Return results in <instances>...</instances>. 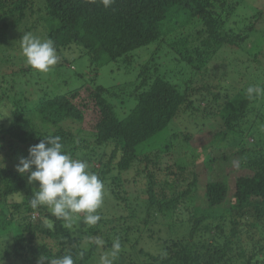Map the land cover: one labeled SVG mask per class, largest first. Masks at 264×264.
Returning <instances> with one entry per match:
<instances>
[{"label":"trees","instance_id":"obj_1","mask_svg":"<svg viewBox=\"0 0 264 264\" xmlns=\"http://www.w3.org/2000/svg\"><path fill=\"white\" fill-rule=\"evenodd\" d=\"M240 1L115 0L105 8L101 0H0V61L11 67L0 72V252L12 242L0 264H48L66 254L74 264H92L117 239L115 264H144L141 254L149 264H264V96L245 95L251 85L264 86V5L242 16ZM25 34L54 42L58 60L49 70L58 75L74 69L70 56L87 54L88 80L29 97L28 76L37 69L22 52ZM153 43L132 78L96 82L99 67L126 68L133 50ZM161 51L168 70L158 62ZM251 73L260 80L249 82ZM87 111L95 118L84 129ZM175 118L166 140H149ZM48 135L87 162L112 198L115 215L95 225L73 214L77 236L47 206L31 207L39 182L29 185L16 170L29 146ZM200 160L221 169L204 181L195 170ZM227 168L236 177L225 204ZM134 180L140 194L125 203L126 182ZM198 189L204 200L194 204ZM161 226L171 233L156 234ZM45 234L53 240L29 244ZM150 235L157 252L140 246Z\"/></svg>","mask_w":264,"mask_h":264},{"label":"clouds","instance_id":"obj_2","mask_svg":"<svg viewBox=\"0 0 264 264\" xmlns=\"http://www.w3.org/2000/svg\"><path fill=\"white\" fill-rule=\"evenodd\" d=\"M101 3L108 8L115 0H101ZM22 52L27 63L40 72L49 71L50 66L55 65L58 60L51 39L41 40L30 34L23 36ZM245 95L248 99L264 96V86L251 85ZM16 170L22 176L27 174L29 185L39 182L30 201L33 209L47 206L54 217L68 222H71L73 214L83 213L82 220L87 225H95L101 219L97 210L103 204L104 183L96 173L89 170L87 162L73 158L64 151L61 137L44 136L39 143L30 145L28 155L19 157ZM103 243V240L96 238L97 246H102ZM120 249L117 239L111 250L100 256L98 264H114ZM45 260L41 258V264ZM47 262L74 264L71 254Z\"/></svg>","mask_w":264,"mask_h":264},{"label":"rangeland","instance_id":"obj_3","mask_svg":"<svg viewBox=\"0 0 264 264\" xmlns=\"http://www.w3.org/2000/svg\"><path fill=\"white\" fill-rule=\"evenodd\" d=\"M263 0H241L240 3H238L236 11L237 13H241L240 15L244 16L245 14L248 16L251 13H253L258 9H262L263 8ZM23 29V28H22ZM154 45H156L155 43L150 44L148 46L145 47H140L137 48L135 50L132 51L133 55V60L127 63L130 64H126V68H124L123 65H121L120 63H109L106 65H103L101 67H99L97 69V78H96V82L98 84H101L103 86H112L114 84H118L120 82H124L123 80H127L133 77L134 72H137V69L141 68L143 65V61L146 60L148 57H150L152 55V51L154 50ZM7 46H9V49L13 46L10 45V42L7 43ZM9 49H7L6 51L11 52ZM161 51L160 53V57L161 59L159 60L158 58V62L161 64V68L162 70H168V65L169 64V59L168 57H163L164 53ZM241 54V52H240ZM242 55V54H241ZM154 56H156L154 54ZM244 56V55H243ZM17 58H19L18 56H16ZM1 58V57H0ZM68 61H70L71 63H73L74 65V69L71 72H62L61 75L56 74L53 70H49L47 72H40L39 70H35L34 72H31V74L28 76V78L31 80V82L29 83L28 88L26 89V94L31 97V98H38L39 96H42L44 94L47 93H53V94H57V93H62L67 91L69 88L77 86L85 81L88 80L89 78V74H91L90 69L87 68V66H89V56L87 54H83L82 56H79L78 54H74L72 56H70L68 58ZM120 67V69L118 70V68ZM10 67V63L8 62H3L2 60L0 61V72L1 71H5L8 70ZM172 77H174L175 75L171 74ZM249 76H250V81H249ZM247 78V81L249 82H254L255 79L260 80V78H254L256 76V74L254 75L253 73H251ZM180 77V76H179ZM253 77V78H252ZM73 78V79H71ZM252 78V79H251ZM178 75L177 77L174 78V80L177 82ZM181 79V77H180ZM120 99H122L121 97H119L118 100V104L123 106L124 104V100L122 99L123 103L120 101ZM129 102H131L129 104V107L134 105V99H129ZM129 107L126 105V108L124 109V113L126 114L128 112ZM125 114H122V116H124ZM95 118V114L93 111H87L86 113V118L84 120V129H88L87 126L90 125L89 122H87L90 119H94ZM177 118H175L173 121H171L164 129H162L156 136L152 137L149 140H166L167 137L170 135L172 129L174 127L177 126ZM184 124L186 125V122L184 121ZM80 133H82V130L80 129L79 131ZM194 145V144H193ZM196 146V145H194ZM173 157V156H172ZM215 168H208L207 166L200 161L196 162L195 164V170L197 173H199V175L202 177V180L207 181L208 179L213 178V174L215 175V173H217V171H219L221 169V165L220 164H216L214 165ZM130 172H133L132 169H129ZM225 174L227 175V181H228V185H229V193L227 195V199H226V203L228 204V202H231V200H233V192H234V184H235V171L232 170V168H227L224 170ZM211 173V174H210ZM210 174V176H209ZM131 175L127 174L126 177L123 176L124 179L129 178ZM134 176V175H132ZM216 176V175H215ZM132 180V179H131ZM126 187H125V192L128 194L127 198H129L128 201H126L125 203H129L132 202L131 204H133V199L135 198V194L139 195L140 194V190L142 188L141 183L139 182V180H134V181H129L126 182ZM182 187V186H181ZM201 190L203 189V184H201L200 186ZM203 191V190H202ZM196 195H195V199H194V204H198V201L204 200V198H202L201 194H200V190L198 189V191H196ZM123 194V193H122ZM106 196V193L104 192V197H103V204L102 206L97 210L98 214L100 215V217H112L113 215H115L116 212L113 213V208L112 206V198L111 196ZM118 198V197H117ZM187 205H189L187 203ZM134 206V205H133ZM132 206V207H133ZM136 211V209H135ZM144 215V214H143ZM184 217H186V214L184 213ZM74 223L76 224L77 221L75 220H71V222L69 223V226L71 228V232H74V234L77 236L79 233L82 232V230H78V227L74 226ZM166 227L161 226L160 230H155L154 232H156V234L160 235V236H166V233L169 235L171 232H168L166 229ZM182 230L179 232L180 236ZM39 235V234H37ZM173 236V234H171ZM41 236V235H40ZM35 236V242L31 239V241H29V244H38L39 242L44 241V237L48 240H53L52 238H49L47 234H45L43 237L41 236ZM155 240L158 241L156 239V236H148L145 238H142L141 241H143V243L140 244V246L144 249L147 250L148 249H152L150 246H154L155 244ZM11 244L12 242L8 243V244H4L3 249L0 252H3L4 254L11 252ZM150 245V246H149ZM155 250L152 249L153 252H157L158 248L154 247ZM107 252V251H106ZM144 259V264H149L150 262L148 261V259L150 260V258H148L147 255L145 254H141ZM101 255L95 253L93 254L90 263L92 264H98L99 262V258ZM10 258V257H9ZM115 262V261H114ZM15 263V262H14ZM17 264V263H16ZM18 264H20V262H18ZM115 264V263H114Z\"/></svg>","mask_w":264,"mask_h":264},{"label":"built area","instance_id":"obj_4","mask_svg":"<svg viewBox=\"0 0 264 264\" xmlns=\"http://www.w3.org/2000/svg\"><path fill=\"white\" fill-rule=\"evenodd\" d=\"M34 218V217H33Z\"/></svg>","mask_w":264,"mask_h":264}]
</instances>
